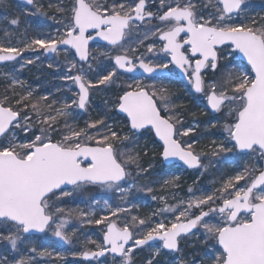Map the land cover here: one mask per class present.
<instances>
[{
  "label": "snow or ice",
  "instance_id": "1",
  "mask_svg": "<svg viewBox=\"0 0 264 264\" xmlns=\"http://www.w3.org/2000/svg\"><path fill=\"white\" fill-rule=\"evenodd\" d=\"M23 3L32 5L35 14L47 15L36 0ZM48 7L60 14L59 20L55 15L51 19L63 30L14 46L12 32L3 29L8 39L0 40V62H19L29 50L63 53L60 78L71 81L76 91L62 103L49 101L25 88L14 71L3 73L8 83L0 96V264H41L40 258L64 260L66 255L104 257L100 264H109L110 256V264H134L137 250L149 253L143 264H159L162 251L180 254L182 242L199 235L206 245L200 259L180 264H264V4L259 12L252 0H70ZM9 24L18 28L21 20L12 18ZM97 37L107 42L104 50L89 47ZM33 63L26 59L20 67ZM170 65L202 94L213 114L207 127L224 133L222 140L212 141L211 155L234 153L247 162L211 193L175 204L153 195L162 207L147 217L131 215L138 205L122 206L128 197L134 191L153 192L137 182L150 174L153 165L142 164L150 152L154 156L158 151L168 164L207 168L196 142L185 139L199 125H186L183 105L168 87L155 83L160 77L153 74ZM138 71L152 82L146 83L143 75L121 81L123 74ZM112 86L115 100H106L103 114L80 127L73 113L87 112L93 91ZM17 87L24 90L17 93ZM112 110L123 114L119 127L109 115ZM150 134L153 139L141 143ZM179 179L174 175L163 185L179 187ZM89 185L118 193L122 203L113 207L105 199L108 215L98 218L95 208L61 206L65 197ZM124 213L128 215L122 217ZM73 214L81 225H104L100 240L85 238L74 250L78 229L69 228ZM38 233L59 238L70 246L68 253L38 246Z\"/></svg>",
  "mask_w": 264,
  "mask_h": 264
},
{
  "label": "rangeland",
  "instance_id": "2",
  "mask_svg": "<svg viewBox=\"0 0 264 264\" xmlns=\"http://www.w3.org/2000/svg\"><path fill=\"white\" fill-rule=\"evenodd\" d=\"M252 0L253 4L256 6V11L259 12L260 5L264 4V0ZM36 3L43 5V10L47 15L35 14V8L25 7L20 4L17 0H3L0 3V40L7 42L8 38L3 35V29L7 28L12 35L10 37L11 43L14 46H21L22 42H26L28 39L33 38H46L49 35L55 36L56 29L62 26L58 24L55 20L51 19L53 15L56 19H60V14L56 13L53 8H49L48 5H57L63 3L65 5L70 4V0H36ZM33 13V14H28ZM19 17L21 20L20 26H11L9 24L10 19ZM151 40L146 41L145 44L150 43ZM93 50H104L105 45L92 44L90 46ZM143 51V47L140 49ZM115 54V52L113 53ZM39 57V59H36ZM70 58V57H69ZM26 59H33L34 63L31 65H26L21 69L20 65L24 63ZM167 62V58L164 60ZM105 64L109 61L104 60ZM52 64L53 67L49 68L48 65ZM65 56L63 53L59 55H54L47 57L44 54L43 49H36L35 51L29 50L23 54V59L19 62H13L5 66H0V96L4 94L5 87L7 86V80L4 78L3 73L13 72L18 79L25 82V88H31L34 90V95H46L49 101H57L62 103L64 100H68L74 91H76V86L72 84L71 81H66L61 79V75L65 71ZM171 73L168 77H160L155 83L159 86L161 83L170 89L173 94L174 100L178 104L183 105V118L186 125L192 124L195 121L199 126L196 127L195 132L191 133L189 137H185L189 142L195 141L194 148L197 152H203L202 163L207 166L206 170L204 168L188 170L181 164H165L158 151L153 156V153H149L142 160V164L147 167L149 163L153 165L150 170V174L138 178V183L140 185H150L153 188L152 193L146 191H134L129 197V203L123 204L124 207H131L132 203L138 205V208H132L131 215H137L140 217L150 216L151 213L158 208L162 207V203L159 199L153 200L151 197L153 195L160 197H166L170 204H175L181 199H188L191 196H200L201 194L211 193L216 188L220 187L222 181L234 176L238 170L247 162L245 159H237L234 153H223L220 156L211 155L212 141H220L223 139L224 133L222 130L217 128H209L206 122L213 117L212 112L205 106L206 101L200 99L202 95H196L193 92V88L190 83L183 82L177 71L173 66L170 65L168 69ZM207 71V70H205ZM133 76L122 75L121 81L130 80ZM139 78V77H137ZM211 78V73L205 76L208 80ZM145 82H152L149 78H144ZM103 88V86H100ZM71 88V91L69 90ZM20 87H17L15 91L17 93L23 91ZM116 86H112L104 91H93L91 105L87 112H81L76 110L73 115L76 118V123L83 127L85 121L90 119H97L103 114L107 100L109 104L115 100L116 96ZM11 94V93H9ZM195 113V116L192 114ZM110 116H115V123L117 126H121L123 121V116L116 115L115 110L109 112ZM18 139H24L22 134L18 135ZM153 137L151 134L147 137L141 138V143L144 140L151 141ZM251 163H256L251 161ZM174 175H179L180 179L177 181L179 187H172L170 185H163V181L171 178ZM244 181H241L242 185ZM189 187L193 188V192L189 193ZM175 196V199H173ZM107 199L112 203L113 207L122 202L119 199V194L110 190L103 189L99 186L89 185L86 186L79 192L74 193L73 196L65 197L61 202V206L67 209H83L88 211L92 208L96 210V217L102 215H108L107 209L103 208V201ZM95 200H100L99 205L95 204ZM127 213L121 214V216H127ZM169 219L172 218L171 213L165 214ZM153 220L159 219L160 217H152ZM112 219H115L113 217ZM75 227L78 229L77 236L73 239L77 241L76 244L71 246L74 250H78L81 247L82 242L85 238H90L99 241L103 235L102 229L104 225L95 224H83L81 225L79 218L73 214L71 218L69 228ZM42 239L34 241L38 246L43 245L54 251L68 253L70 248L69 245L60 241L59 238L54 237L51 233L47 235H40ZM203 240V235H199V239L191 238L190 240H185L182 242L183 252L180 254H171L167 251H162L161 255L156 258L159 264H180L182 259H195L199 260L200 256L203 254V250L206 247L201 241ZM211 243V241L209 242ZM88 247L93 248L94 246L88 245ZM2 246H0V251H2ZM149 253L147 251L137 250L134 253V264H143L145 259L148 257ZM41 264H100V261L105 260H92L85 261L78 256L66 255L64 260H60L53 256L51 260L48 257L40 258ZM107 260L109 264L111 262V257L108 256ZM208 264V261H205Z\"/></svg>",
  "mask_w": 264,
  "mask_h": 264
},
{
  "label": "water",
  "instance_id": "3",
  "mask_svg": "<svg viewBox=\"0 0 264 264\" xmlns=\"http://www.w3.org/2000/svg\"><path fill=\"white\" fill-rule=\"evenodd\" d=\"M18 2H20L22 5L24 6H27V7H32V5H26L25 3H23V0H17ZM91 44H100V45H105L107 46V42L106 41H102L100 40L98 37L96 40H93L90 42L89 44V47ZM108 47H111V46H108ZM45 53V52H44ZM46 56L48 57H51V56H54L55 54H51V53H45ZM13 62H16V61H12V62H0V66H3V65H6V64H10V63H13ZM175 68V67H174ZM177 73H178V76L181 80H183L185 83L188 82V80L184 77V75L182 74L181 70L178 69V68H175ZM170 71L168 69H165L163 70V72H159L157 74H153V75H157L159 77H162V76H170ZM125 75H129V76H135V77H140L143 75L144 78H148L146 74H142L140 71H138L137 73H126ZM194 90V89H193ZM195 93V91H194ZM197 95H200V93H195ZM82 111V110H81ZM83 112V111H82ZM121 116H123V114H120ZM165 164L167 165H172V164H181L182 165V162H173L172 164H168L166 162H164ZM186 167V166H185ZM187 168V167H186ZM188 170H194V169H190V168H187ZM70 188V186H68ZM36 235H42V234H36ZM166 251V250H165ZM104 257H101V259H103ZM84 260V259H83ZM94 260V259H93ZM85 261H92V260H85Z\"/></svg>",
  "mask_w": 264,
  "mask_h": 264
},
{
  "label": "trees",
  "instance_id": "4",
  "mask_svg": "<svg viewBox=\"0 0 264 264\" xmlns=\"http://www.w3.org/2000/svg\"><path fill=\"white\" fill-rule=\"evenodd\" d=\"M255 2H257L256 0H254ZM23 135V134H22ZM28 135H31V133H29ZM24 137V136H23Z\"/></svg>",
  "mask_w": 264,
  "mask_h": 264
}]
</instances>
